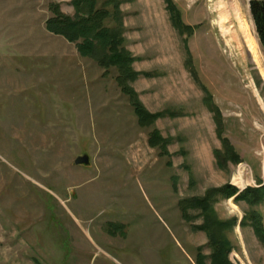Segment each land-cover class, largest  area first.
<instances>
[{
	"label": "rangeland",
	"instance_id": "1",
	"mask_svg": "<svg viewBox=\"0 0 264 264\" xmlns=\"http://www.w3.org/2000/svg\"><path fill=\"white\" fill-rule=\"evenodd\" d=\"M120 1L133 69L151 74L131 86L149 112L177 114L151 128L138 126L115 68L104 75L46 31L53 6L73 16L71 0H0V264H196L199 249L204 256L211 249L194 229L201 219L186 220L180 200L227 183L264 184L256 97L264 103V56L250 0L238 2L259 65L238 23L219 19L225 0H172L194 28L189 37L171 25L165 0ZM188 52L198 83L185 65ZM201 86L242 163L216 165L213 151L223 148ZM152 128L171 139L170 156L148 145ZM82 155L89 163L74 165ZM213 207L220 220H237L227 233L229 262L264 264V245L249 225L239 226L252 209L264 226V203L219 198Z\"/></svg>",
	"mask_w": 264,
	"mask_h": 264
},
{
	"label": "trees",
	"instance_id": "2",
	"mask_svg": "<svg viewBox=\"0 0 264 264\" xmlns=\"http://www.w3.org/2000/svg\"><path fill=\"white\" fill-rule=\"evenodd\" d=\"M165 2L170 23L174 29L180 36H191L194 28L181 22L180 14L172 0H165ZM70 5L74 10L73 16H66L57 9V6H53L51 9L53 15L44 22L46 31L74 44L78 55L96 63L104 70V75H107L110 69L115 68V82L121 93L128 98L139 127L151 128L159 118L175 117L177 114L173 112H149L131 86L139 77L148 78L151 77V74L136 72L133 69L132 65L136 59L125 48L122 12L120 10L121 1L71 0ZM249 11L264 56V0H250ZM108 21H111L113 25H108ZM191 62L188 52L185 65L192 79L198 83L197 74L192 70ZM201 88L205 95L203 105L212 114L215 133L223 148V151H213L216 165L224 168L229 163L234 165L242 163L243 161L228 139L222 137L224 126L220 110L213 104L212 96L207 89L204 86ZM147 142L150 147L158 148L161 156H170L167 147L171 139L162 137L156 128H152L148 134ZM219 198L233 199L234 203L244 202L250 208L257 207L264 203V184L258 181L257 187H246L239 191L234 185L227 183L221 187L207 190L202 197L180 200L179 207L186 220L201 219V224L194 229L205 233L211 249L209 256L202 255L201 249H199L196 264H206V260H209V264H231L228 258L231 252V244L227 233L237 225V220H220L217 217L213 205ZM189 210H196L197 214L188 216ZM261 220L260 213L252 209L247 213L244 212L239 226L249 225L254 235L264 245V226Z\"/></svg>",
	"mask_w": 264,
	"mask_h": 264
},
{
	"label": "bare ground",
	"instance_id": "3",
	"mask_svg": "<svg viewBox=\"0 0 264 264\" xmlns=\"http://www.w3.org/2000/svg\"><path fill=\"white\" fill-rule=\"evenodd\" d=\"M218 8L220 10L219 19L221 20V22L223 20H225L226 17L231 16V18H233L238 23L239 29L243 33V36L245 37V41L248 44L249 50L253 56V61H254V63H257L259 65L260 64L259 55L256 52L254 42H253L251 36L249 35L248 30H247V26L243 20L241 10H240V4H239L238 0H227V1L225 0V2L221 1L219 3ZM223 33H227V32L223 31ZM260 74H261L262 79L264 80V70L263 69H260ZM256 97H257V102L260 105V109L263 112L264 111V103L260 99L259 96L256 95ZM255 125L257 127L259 126L258 124H255Z\"/></svg>",
	"mask_w": 264,
	"mask_h": 264
},
{
	"label": "water",
	"instance_id": "4",
	"mask_svg": "<svg viewBox=\"0 0 264 264\" xmlns=\"http://www.w3.org/2000/svg\"><path fill=\"white\" fill-rule=\"evenodd\" d=\"M74 165L80 166V165H87L89 163V158L87 155L77 156L74 161ZM234 185V184H233ZM241 191V190H240Z\"/></svg>",
	"mask_w": 264,
	"mask_h": 264
},
{
	"label": "crops",
	"instance_id": "5",
	"mask_svg": "<svg viewBox=\"0 0 264 264\" xmlns=\"http://www.w3.org/2000/svg\"><path fill=\"white\" fill-rule=\"evenodd\" d=\"M112 260L114 261V263H117V264H122L121 262H119L118 260H116V259H113L112 258Z\"/></svg>",
	"mask_w": 264,
	"mask_h": 264
}]
</instances>
